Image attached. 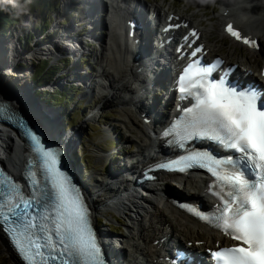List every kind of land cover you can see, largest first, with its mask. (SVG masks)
Segmentation results:
<instances>
[{
  "label": "snow or ice",
  "instance_id": "1",
  "mask_svg": "<svg viewBox=\"0 0 264 264\" xmlns=\"http://www.w3.org/2000/svg\"><path fill=\"white\" fill-rule=\"evenodd\" d=\"M226 30L253 47L255 40L241 36L228 24ZM196 35L195 32L192 33ZM202 48H197L195 57ZM223 61L203 66L199 60L188 64L179 78L182 98L193 101L181 109L182 117L163 135L174 136L180 147L184 141L207 139L235 156L218 158L209 151L192 150L180 160L158 167L172 169L193 164L213 177L209 191L218 204L211 213L188 208L209 220L240 243L212 253L216 264H264V92L249 86L230 85L227 73L219 81L211 75ZM35 153L28 176L32 192L25 196L21 186L0 171V223L6 225L17 251L26 264H104L103 252L91 226L90 213L79 189L59 168V152L46 148L30 130Z\"/></svg>",
  "mask_w": 264,
  "mask_h": 264
},
{
  "label": "bare ground",
  "instance_id": "2",
  "mask_svg": "<svg viewBox=\"0 0 264 264\" xmlns=\"http://www.w3.org/2000/svg\"><path fill=\"white\" fill-rule=\"evenodd\" d=\"M67 1L69 2V0ZM71 1L73 2V0ZM90 1L91 0H84V2L78 1V5H80L78 8L86 6V4L90 3ZM107 1L112 7H114L110 13H107V9L105 10V5L103 4V2L106 4L105 0H95V3L89 4L85 8L86 14L84 17L86 20H84V22L79 21L76 17L69 19V23L65 29L69 34L66 33L65 36L59 32V36L57 33H53L52 36L57 37L51 43V46L48 45L46 47L47 49H45V52H49L52 48L54 49V53L57 52L58 47L52 45L57 41H61L60 39L62 37L65 38V40L61 41L63 47H65V50L62 52L66 51L65 53L67 54L68 50L74 49L75 45L78 44L80 46L79 49L76 47L74 55H72L71 52L68 53V55L71 56H77L80 53L81 48L83 47V43L80 39H87V37H91L92 40L101 42L100 44H102V47L100 50H97L92 54H88L92 57L95 55L94 62L99 63L101 67L99 68V76L102 77V80L99 82V85L97 84L100 87V91L98 92L99 96L104 95V98L106 99L105 103H107L109 102L110 96L120 98L122 96L120 94L121 92L123 93L125 91V94L126 92H132L133 97L130 95L131 97L128 102L124 97L125 99H122L120 104L126 103L125 108L122 109L124 110L122 115L128 118V121H130V125L132 126L128 127V131L135 133L134 130H137L135 134V141L137 142L139 148L137 151L133 152L132 157L130 158L131 161H133L130 169L135 173L148 163L156 160L161 154L160 146L153 135L152 129L157 125V123L161 122L169 109L171 102L168 98V83L170 82L169 75L171 72L173 74L177 71L178 63L176 60L177 57L174 54H171L170 50L162 49V57L159 55L157 59L152 60L151 63L149 61L143 73H137L132 76V70L136 66L134 62H130L134 46L133 44L127 43L123 33L118 31L117 23L118 19L124 20L125 15H128L129 13H136L138 11V7H134V0H124V2L123 0L120 2L119 0ZM214 1L215 0H213V2ZM150 8L154 9V12L160 16V21L165 19L164 12L170 9V7L166 8L162 5V2L158 1L151 3ZM72 12L75 13L74 10H72ZM171 13L174 14L173 20L175 23H182L184 32L181 34V37H184L189 29L197 28L198 31L201 32V38L198 43H204L206 49H209L212 57L213 55H216L217 49L216 46L208 39V33L217 31L220 36L219 38L229 37L225 30L226 25L229 23H233L240 28L244 36L248 37L249 40H255L258 47L262 42L261 38L263 35H261L260 32L264 25H260L259 20L264 22V4H262V2L259 3L258 0H231L229 4L223 5L219 14V25L222 27L220 29H217L218 26H215V24L203 27V23L195 22L193 16L185 12L168 11L167 17H169ZM106 18H108L109 22H107ZM65 20L68 21L67 19ZM143 20L146 28L144 29L141 37L140 51L138 54L141 59H144L146 55L150 54L151 36V30L148 28V21L146 18H143ZM156 21H158V17L156 18ZM108 25L111 27L109 37H107V34H103V32L108 29ZM76 27L79 29L76 30V32H80L82 27H87V30L82 36L76 35L75 37L73 32ZM106 37L108 40H106ZM12 38L13 37L8 40L9 42L7 43V46L11 45L12 47ZM231 40L234 41L235 44H244L242 41L238 42L233 38H231ZM64 44H66V46H64ZM73 44L74 46H72ZM4 47H6V45L1 42L0 66H5L3 63V57L5 55ZM254 48L256 47H253L252 49L254 50ZM12 49L14 51V49H16L15 46L12 47ZM259 49L261 50V47H259ZM58 52L62 53L60 51ZM39 53L42 54V51L40 50ZM14 54H18L17 56L15 55L16 59H18L19 52L16 51L15 53L14 51L13 55ZM229 58L230 57L228 55L226 57L227 61L231 64H235V60L232 61ZM262 59H264V54ZM227 61L226 63H228ZM246 66L250 70L254 68L255 65L248 62L246 63ZM263 66L264 64L262 66L256 65L255 72L258 74L264 72ZM147 68L148 71L155 68H162L165 69V71L157 76V81L152 84V86L145 92V96L142 97V95L139 96V94L145 89V85H142L141 80H143V74ZM2 72L3 71H1L0 67V74H2ZM93 74L94 73L91 72L84 77L90 84L92 83L90 76ZM78 76L79 77L74 76L73 78H81V73H78ZM97 78L98 76L96 75L93 81L97 82ZM111 80L116 83L118 82L120 85L118 83L117 85H113ZM256 80L260 81V78H256ZM0 81L2 82L0 83V108H7L4 118L11 114L13 115L11 108L18 107L21 110H25L23 105L30 104L33 106V109L31 108V114L33 117H38L40 120L47 122L50 128L53 126V121L48 118L45 112L42 111V108L40 112H42L43 115L37 112L33 103H29V101L25 100L29 99L24 96L31 99L33 96L22 86V76H18L16 80L14 79L13 81L8 82L10 87H8L7 84H4L2 80ZM136 82H140L141 89L133 87ZM163 89L167 90V94H164V96H161L160 98L159 94L163 92ZM159 91L161 92L159 93ZM129 103L138 105L137 107L139 108L137 112L128 107V105H130ZM139 109L141 112L150 113V115L146 114V116H149L151 121L144 120L140 114L138 115ZM55 111L58 112V110ZM80 129H82V127ZM50 130L53 132V135L56 134L54 129L51 128ZM79 130L75 132V134L73 133V135L71 134L69 136L72 140H70V147L67 148L68 150H73V142H75V138L78 137L80 133ZM24 142V138L20 132L16 130V128L11 127L10 124H6L5 121H0V160L2 161L1 163L3 167L6 169L9 168V171L16 177H20L24 170V157L26 153ZM72 164L75 169H82L77 166L74 160H72ZM109 175L111 179L104 182L101 181L100 185H95L93 188L94 192L89 190V195L95 213H97V211L99 212L103 206L105 210L107 208H113L114 210L120 211L128 218L126 228L130 231L132 237L124 236L121 240H116L113 238V234H110V232L107 231L105 232V230L101 229V231L105 232V236L110 242L111 240L113 242H118L116 245H118L117 248L119 249L116 253L119 256L117 260H120L121 264H162L164 256L167 254V243H182L189 248L191 247L193 250L201 252L202 249L205 250L206 248H214L220 245V243L229 240L222 233L210 229L204 223H201L186 214L183 209L176 206L170 199L172 196L182 195L184 198H190L193 200L204 199L202 200L204 203H209L210 196L206 194L207 183L203 181L200 176L192 174L185 176L163 174L161 178H159L156 183H152L151 186L145 184L144 187H136L133 186L131 182L127 183L126 180H113L118 177L112 178L111 174ZM172 179L177 180L175 184H178L179 188H176L174 186L175 184L171 183ZM98 198H100V200ZM136 199L137 202L134 201ZM0 239L3 250L9 254L8 261L18 264V261L14 257V253L7 240H5L1 229ZM231 243V241L226 242V244ZM202 253L204 255L203 258L207 257L205 252Z\"/></svg>",
  "mask_w": 264,
  "mask_h": 264
},
{
  "label": "rangeland",
  "instance_id": "3",
  "mask_svg": "<svg viewBox=\"0 0 264 264\" xmlns=\"http://www.w3.org/2000/svg\"><path fill=\"white\" fill-rule=\"evenodd\" d=\"M51 1H52L51 7H49L48 10H49L50 18H52L51 19L52 22L50 23L49 28L44 33H36L37 29L33 28L34 20L38 15V8H37L36 10L27 13L24 17H21L19 21H14V25H13L14 27L11 28L10 32L7 33L2 38L0 37V43L3 42L4 45H6V47H4L5 55L3 57L4 58L3 63L5 64V66H0L1 71H3L2 74H0V80H2L4 84H7V86L10 87L8 85V82L13 81L14 79L16 80L18 76L20 77L22 76V81H21L22 86L26 91L32 93L33 96L35 97L31 99L27 96H24L29 100L25 98L23 99L29 101V103H33V105L36 107L37 112H39V114L41 115H43L42 112H40L41 108L43 109L42 111L45 112L48 118L53 121L52 123L53 126H51V128L55 130V133L60 132L66 127V129L69 130L66 133L68 134V136H70L71 134L73 135V133L75 134V132H77L82 127V129L79 130L80 133L78 137L75 138V142H73L74 148L73 150H71V152H80V155L82 156L81 158L82 162L81 159L79 158L75 159L74 161L77 164V166L81 167L82 169L83 167H86V171L84 172L85 174L84 177L85 179L89 180L88 185L90 186L91 190L94 192L93 185L95 184L100 185L101 181L104 182L108 179H111L109 177L110 176L109 174L112 169H115V167H111L109 165V161L111 158L116 159V157L120 156V154H123L124 157L128 156L132 152L137 151L139 148L137 142L135 141L136 140L135 134L137 130H134L135 133L128 131V127L131 126L130 121H128V118L122 115L124 113V110L122 109L125 108L126 103L120 104L122 102L121 100L125 98L128 102V100L132 96V92H126V94L125 91L123 93L121 92L120 94L123 97L121 96L120 98L116 96H110L109 102L105 103L106 99L104 98V95L99 96L98 93L100 91L99 90L100 87L99 88L96 87L94 89H90L89 93L91 95L88 93L85 96V98L81 99L80 101V95L85 92V89L83 90L82 86H80L81 91L77 95V97H75L74 103L72 101V98L70 99V101H72L75 107H77V110L73 112L72 114L73 116L67 117L65 122H63L65 125L64 127V125L62 124L63 109L60 108V110L56 112L54 109L49 107V103L45 102L40 96H37L35 94L36 84L34 80L32 81L33 76L42 68L44 69L45 67H49V69H53V67H55L56 65L54 64V60H53L54 57L71 58L72 59L70 62L71 63L70 68L72 69L71 71H76L77 69H79L77 73H82L83 75L86 72V70H88L86 69V67L93 66L95 70L90 69L91 72L94 73L92 76H90L92 79V86L94 84L99 85L100 84L99 82H101L102 80V77L99 76L100 75L99 68H101L100 64L94 62L95 55H93L92 57L88 54H92L93 52L100 50L102 44H100L101 42L99 41H90L84 44L83 46L84 48H89V49H83V48L81 49L83 53H80L77 56H71V55L66 56L65 53L66 51L62 52L63 50H65V47H63L61 41H57L55 42V44L52 45L58 47L57 52L54 53L53 51L54 49L52 48L50 51L52 52V55L54 57L52 56L51 60H49L48 55H50L51 52L47 51L46 53L45 49H47L46 47L48 45L51 46V43L56 39L57 36L53 37L52 36L53 33L57 32V35H59L60 28L64 27L69 21V19H72L73 17L74 18L76 17L79 21L84 22V20H86L84 17L86 14L85 8L87 7V6H83L81 8H78L80 6L78 5L79 4L78 1L81 0H73V2L71 0H69V2L67 0H51ZM157 1L162 2V5L166 8L170 7L173 8V10L175 11L185 12L192 15L195 22L203 23L202 25L203 27L208 26L210 24H215V26H218L217 29H220L222 28L219 25V21H220L219 13L221 11V7L223 5L229 4L231 0L230 1L218 0L217 2L216 0L214 2L212 0H150L151 3ZM258 1L259 3L262 2V4H264V0H258ZM55 3L57 4L56 6H54ZM71 9L74 10L75 13L72 12ZM65 19H67L68 21H66ZM259 21H260V25H264V22L262 20ZM30 23H32L31 25L32 27L29 29L30 32H28L27 29ZM62 23H64V25ZM76 30H79L78 27L74 28L73 34L75 35V37L76 35H78L77 33H79L76 32ZM263 31H264V27L263 29H261L260 32V34L263 36L261 38L262 42L260 43L261 50L258 51H255L246 45L240 47L239 46L240 44L238 43L235 44V42L229 39L228 37L225 38L221 37L222 38L221 39L219 38L220 36L217 33V31L209 32L208 39L216 46L217 54L222 55L224 57L226 55L228 56L229 54L231 55L230 56V58H232L231 60L232 61L235 60L236 63L249 62L252 65L261 66L264 63V59H262V56L264 54L263 51L264 34H262L264 33ZM104 33L107 34V37H109V34L111 33L110 28L104 31L103 34ZM23 34H27L26 37L24 38L27 39L30 38L28 42L26 39L25 40L23 38L20 39V37L23 36ZM11 37H13L12 47L15 46L16 48L14 49L15 53L16 51L19 52L18 59H16L15 57V55L17 56L18 54L13 55L14 51L11 45H9L10 47L7 46V43L9 42L8 40ZM107 37L106 40H108ZM61 39L62 41L65 40L64 37H62ZM24 46H27L28 48H25ZM64 46H66V44H64ZM72 46H74V44ZM74 47H77L79 49L80 46L77 44ZM9 48L11 49V51ZM40 50L42 51V54L39 53ZM58 51L62 53H59ZM85 55H88V57H85ZM82 59H85V61H83ZM80 63L82 64L81 66ZM21 64H23V66H20ZM69 70H70L69 68H65V69L63 68L60 71H57L56 77L55 76L53 77L54 78L53 82L49 83L46 86V88L48 90H54V89L58 90L59 89L58 87H62L70 79V77H72V74L70 76H67V72ZM251 72L253 74H256V72H254L252 69ZM59 75L60 76L62 75V77L61 78L58 77ZM96 75L98 76V78L96 79L98 81L97 83L93 81ZM0 83L2 82L0 81ZM117 83L115 81H112L113 85H117ZM61 102L62 104H60V106H63V104H65L66 101L62 100ZM81 102L82 105H80ZM71 108H74V106L71 105ZM114 141H117L116 145L120 146L119 148H117V150H114L112 148L111 144H115ZM125 162L126 161H122V164H124ZM98 199L100 200V198ZM134 201L137 202V199ZM95 219L98 222V226L105 231H110L109 225L115 228V231L113 232L114 234L113 238H115L116 240L117 239L121 240L122 237L124 236L132 237V234L126 228L128 218L125 216L124 213H121L120 211L114 210L113 208H107L105 210V208L102 206L101 210H99V212L97 211L95 215ZM98 219H100L101 222H99ZM115 243L117 244L118 242L115 241ZM202 252H204V250ZM0 253H1L0 256L1 264H16L11 261H8L9 254L3 250L1 239H0Z\"/></svg>",
  "mask_w": 264,
  "mask_h": 264
},
{
  "label": "trees",
  "instance_id": "4",
  "mask_svg": "<svg viewBox=\"0 0 264 264\" xmlns=\"http://www.w3.org/2000/svg\"><path fill=\"white\" fill-rule=\"evenodd\" d=\"M42 3L43 0H0V37L2 38L8 32H10L11 28L14 27V21H19L21 17L24 16V14L30 13L36 8H39ZM50 5V0H47L46 6L50 7ZM49 21L50 20H46L44 25L41 26V32L47 30L50 23ZM23 39H26L27 42L30 40V38ZM24 47L28 48L27 46ZM68 63V60H61L55 65V67H53V69H49V67H45L44 69L42 68L33 76L32 79V81L34 80L37 87V95L49 103V107L54 110H60V108L63 109V107L60 106V104H62L61 101L65 100L66 103L69 102V93L66 91L64 94H61V90L59 91V89L51 92V90L42 89L40 87L49 84L48 82L53 79V77L57 74V71L63 69ZM20 66H22V64ZM70 94L73 97V90H70ZM110 230L115 231V228L110 227Z\"/></svg>",
  "mask_w": 264,
  "mask_h": 264
},
{
  "label": "water",
  "instance_id": "5",
  "mask_svg": "<svg viewBox=\"0 0 264 264\" xmlns=\"http://www.w3.org/2000/svg\"><path fill=\"white\" fill-rule=\"evenodd\" d=\"M6 108V107H5ZM12 109V108H11ZM16 114L18 115L19 119L28 127V125L30 124L29 122H31V120L29 119V117L27 115H25L23 112L18 111L16 112ZM33 118V117H32ZM5 240L6 237L4 236ZM14 253V252H13ZM14 257L17 259L18 264H22L19 260V258L17 257V255L14 253Z\"/></svg>",
  "mask_w": 264,
  "mask_h": 264
}]
</instances>
